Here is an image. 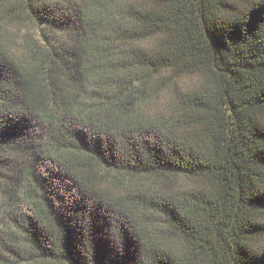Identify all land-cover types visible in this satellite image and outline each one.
I'll return each mask as SVG.
<instances>
[{"label": "trees", "instance_id": "16d2710c", "mask_svg": "<svg viewBox=\"0 0 264 264\" xmlns=\"http://www.w3.org/2000/svg\"><path fill=\"white\" fill-rule=\"evenodd\" d=\"M0 264H264V0H0Z\"/></svg>", "mask_w": 264, "mask_h": 264}, {"label": "rangeland", "instance_id": "374dc122", "mask_svg": "<svg viewBox=\"0 0 264 264\" xmlns=\"http://www.w3.org/2000/svg\"><path fill=\"white\" fill-rule=\"evenodd\" d=\"M139 1V0H137ZM166 76H170L167 73H163ZM165 76V77H166ZM164 77L162 76L161 79H156V85L159 86V91L154 94L153 100L150 103V108L148 110L149 113L155 112H161L164 113L167 111L170 102H171V95L173 93V90L176 88L175 84L180 87L181 89L186 88L188 85H194L199 81V78L197 76L192 77H184L177 80H171L170 85L167 86V84L163 83Z\"/></svg>", "mask_w": 264, "mask_h": 264}]
</instances>
